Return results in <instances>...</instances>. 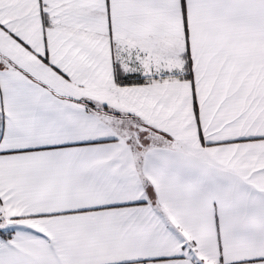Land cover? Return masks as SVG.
Masks as SVG:
<instances>
[{"label":"snow or ice","instance_id":"snow-or-ice-1","mask_svg":"<svg viewBox=\"0 0 264 264\" xmlns=\"http://www.w3.org/2000/svg\"><path fill=\"white\" fill-rule=\"evenodd\" d=\"M0 264H264V0H0Z\"/></svg>","mask_w":264,"mask_h":264}]
</instances>
